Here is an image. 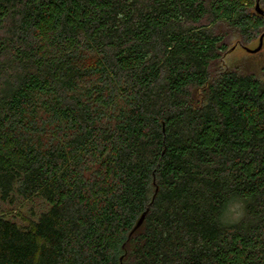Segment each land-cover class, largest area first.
Returning a JSON list of instances; mask_svg holds the SVG:
<instances>
[{
    "label": "trees",
    "instance_id": "1",
    "mask_svg": "<svg viewBox=\"0 0 264 264\" xmlns=\"http://www.w3.org/2000/svg\"><path fill=\"white\" fill-rule=\"evenodd\" d=\"M255 4L0 0V264H264Z\"/></svg>",
    "mask_w": 264,
    "mask_h": 264
},
{
    "label": "rangeland",
    "instance_id": "2",
    "mask_svg": "<svg viewBox=\"0 0 264 264\" xmlns=\"http://www.w3.org/2000/svg\"><path fill=\"white\" fill-rule=\"evenodd\" d=\"M224 31H228L227 27L223 26ZM224 43L228 46L227 52L222 55L221 60L218 62V68L227 70L234 68H241L242 71H253L255 74L262 76L264 71H261L260 67L264 66V39L263 46L257 53L250 54L247 49L255 48L258 45L257 41H252L247 44L245 47H242L240 44V37L238 33L235 31L229 32L224 39ZM253 61L251 68V64L241 65L240 63L243 61ZM21 204L16 206V209L13 208L11 210V214H8V217L12 218L15 221H20V217L16 216V211L24 215H29L31 212L34 213V216H37L40 212H43L47 209V204L44 202L43 198L39 196L33 197L31 200L20 201ZM2 207L4 209H10V206L3 204Z\"/></svg>",
    "mask_w": 264,
    "mask_h": 264
},
{
    "label": "water",
    "instance_id": "3",
    "mask_svg": "<svg viewBox=\"0 0 264 264\" xmlns=\"http://www.w3.org/2000/svg\"><path fill=\"white\" fill-rule=\"evenodd\" d=\"M255 10L256 12H258L260 15L264 16V10L260 7L259 5V2L258 0H256V4H255ZM263 37L264 35H260L259 38H258V45L255 47V48H252V49H247L248 52H250V54H253V53H257L258 51H260V49L262 48L263 46ZM144 214L143 213L140 217V219L138 220L137 224H136V227H138L142 220H143V217H144Z\"/></svg>",
    "mask_w": 264,
    "mask_h": 264
}]
</instances>
